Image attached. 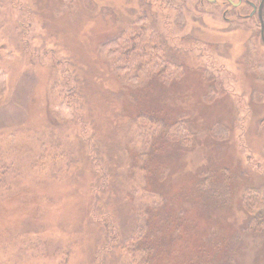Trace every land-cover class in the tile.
Listing matches in <instances>:
<instances>
[{
  "label": "rangeland",
  "instance_id": "rangeland-1",
  "mask_svg": "<svg viewBox=\"0 0 264 264\" xmlns=\"http://www.w3.org/2000/svg\"><path fill=\"white\" fill-rule=\"evenodd\" d=\"M145 3L0 0V199L15 192L10 203L0 201V264H31L28 256L29 261L34 257L36 263L51 264V255L61 246L63 252L67 247L73 252L67 264H88L87 246L95 241L84 222L95 209L91 183L102 191L113 178L116 187H122L118 197H108L114 200L129 202V196L138 197L145 189L188 191L184 208L195 222L187 220L182 227L188 232L195 226L198 233L182 236L188 243L184 252L172 249L162 254L157 249L150 263L197 264L194 257L203 247L213 256L198 264H264V226L258 235L231 237L248 220L243 192L264 182V173L246 165L258 163L264 171V66H259V61L264 63V46L239 34L227 38L201 30L209 39L204 43L213 44L209 52L188 36L197 29L193 16L167 9L164 22L161 10L148 9V14ZM152 59L159 67L179 70L181 77L165 86L155 75L130 87L117 70L129 67L131 78ZM91 69L96 70L94 77ZM215 86L223 87L225 94L207 103L210 89L219 92ZM169 102L174 109L164 106ZM182 111L191 126L184 141L172 129L178 125L179 130ZM141 115L151 117L137 126L142 135V128L157 127V122L162 127L145 149L140 138L125 140ZM218 122L230 131L226 140L207 132ZM94 138L104 142L88 152L85 163L82 150ZM97 155L109 163L112 175ZM207 166L206 186L226 193L222 207L200 189L199 194L191 192ZM163 174L166 181L160 180ZM100 196L106 198L107 193ZM24 199L22 207L15 201ZM196 201V207L189 204ZM10 211L15 212L12 220ZM21 212L28 217L17 225ZM116 217L123 226L124 211ZM23 223L37 240L11 244L16 232L23 236ZM3 229L7 236H2ZM75 240L80 247L72 249ZM39 241L45 246L38 247ZM108 244L107 236L103 246ZM105 252L99 253V260L108 258Z\"/></svg>",
  "mask_w": 264,
  "mask_h": 264
},
{
  "label": "trees",
  "instance_id": "trees-1",
  "mask_svg": "<svg viewBox=\"0 0 264 264\" xmlns=\"http://www.w3.org/2000/svg\"><path fill=\"white\" fill-rule=\"evenodd\" d=\"M28 44L30 45L29 41ZM23 46L25 49L28 48L26 45ZM173 58L174 57L168 59L173 61ZM259 63H260L259 66H264V63H261L260 61ZM36 64L39 67L46 66L45 65L46 63L43 64L36 63ZM257 68L260 69L258 65ZM73 70L75 72L76 68H73ZM109 70L111 71L112 74H114L112 66ZM117 70L121 75H125L124 79L128 80L129 82L128 86L130 87L139 86L145 80H151L153 77H155V75L159 77L160 81H162L165 84V86H167V84H169L173 79L181 77V73L179 70H169L168 66H166V69L163 66L159 67L154 59H152V61L149 62V64L146 65L143 70H140L139 73L136 72L135 74H133L131 78H128V76H130L132 73L129 67L123 66L121 67V69L118 68ZM203 71L206 73L205 70ZM91 72L94 77L96 75V70L91 69ZM3 75L4 73L1 74V76ZM100 78L101 77H99V79ZM51 85L52 83H50V87H52ZM218 89L219 92L217 94L214 92L215 89L209 90L208 94L205 96V101L206 102L208 101L207 103L214 102L217 99L216 98L217 95L225 94L223 87L221 86L217 87L216 91ZM164 106H166L170 110L175 108L172 105V102H169L168 104H164ZM179 114H180V123H181L179 130H178V125L172 126V129L174 135H177L179 131L180 138L182 141H184L188 139V135H190L189 128L191 129V126L189 125L187 119L185 118L186 113L182 111L179 112ZM162 117L167 118L170 117V115H167V117L165 116ZM114 118L116 119V117ZM149 118L151 117L147 115L139 116V118L137 119V122H139V124H135V129L129 133L130 135L129 137L127 135L125 136V140L126 141H128L129 139L136 140L140 138L139 140L142 143H144L143 147L145 149L149 143L148 139L152 138L153 140L154 136L157 135V133L162 128L160 126V123L157 122V127L149 126V128H145V129L142 128L145 134L142 135L143 132L140 130V127L137 126L141 125L140 123L141 121L148 120ZM168 119H172V118H168ZM160 120L162 123L164 122L162 119ZM239 123L240 125L242 124L241 120H239ZM114 124L116 125V121ZM244 124L240 127V129L244 126ZM198 126L199 125L197 124V128ZM207 132L213 138H216L218 140L220 139L226 140V136L229 135L230 131L228 127L224 125V123L218 122L216 124H213V126ZM168 136L171 135L168 133ZM172 137L173 136H171V139ZM103 142L104 141H102L101 139L94 138V142L91 141L87 145V147L82 150V156L84 158L85 163L87 160H89L87 155L88 152L93 148L94 149L97 147L100 148ZM97 157L99 158L98 161L103 164L104 169L109 171L110 174L112 175L111 173L112 168L110 167L109 163H105L103 159L102 161L98 155ZM247 157L249 158V155ZM246 165H248L249 166L248 168H251L252 170L260 171L261 174L264 173V171L262 170L261 166L258 165V163L254 165L248 162L246 163ZM208 167L209 166L203 168L201 173L199 172L198 181L197 183H195L194 180V183L192 184L191 187L193 191L191 190V192L198 193L197 191L199 192L202 191V193L206 197H208L211 201L219 200L220 207H222L223 202H221V200L223 201L225 200L224 196L226 195V193L222 195L221 192L218 190L221 188L218 187L211 188L206 186L207 184L206 176L209 170ZM114 179L115 178H113V180L110 181L111 185L109 182L107 184L106 189L104 187L103 189L105 190L102 191L97 186H94V181H92L91 183V190H92L91 197L94 200L95 209H93L92 211L86 214V220H89V222L86 220H84V222L88 224L86 226V229H88L87 231L89 232L90 237L95 241L97 240V242L91 241L87 246V251L89 252L88 264H152L150 263L151 258L154 256V253L156 252L157 249L160 252L162 251V254L164 251L170 252L172 251V249H175L176 251L179 252L180 251L184 252V248L185 246L188 245V243H187V239L184 240L182 236L188 238L187 233H193V236L194 234L198 233L195 230L196 229L195 226L191 228L194 230L192 231L190 230L188 232H185L182 227L183 223H185L187 220H190V222L193 223L195 222L193 216H188L187 215L188 211L185 210L184 208V206L187 204L186 199H187L188 191L180 192L174 189L171 190L167 189L168 190L167 193L166 192L160 193L145 189L138 197L129 196L128 197L129 202L123 199L114 200L110 198L118 197L116 194L122 190L121 183L116 187V180ZM160 180H164V181L167 180L164 174L161 175ZM135 186L136 185H134L132 189H134ZM210 189L212 191H210ZM103 191L107 193L106 198L100 196V194ZM262 192H264V182L257 187L256 186L247 187L243 192L241 203H242V207L246 211V214L248 215V220L245 224V227L242 228L241 231H234L232 233L231 235L232 239L242 238V237L244 238L250 235V233L258 235V232L264 226L263 224L264 221L260 222L261 220H264V195H262ZM14 194L15 192L9 193L5 197H1L0 201H8L7 203H10L11 200L15 198L13 197ZM25 200L26 199L18 200V201L15 200V201L18 205L22 207L21 202ZM197 202L198 201L189 202V204L191 206L196 207ZM27 207H28V203H27ZM169 207H171L170 212L167 210V208ZM122 208H124L123 211L126 217L124 218L123 221L124 225L120 226L118 224V221L116 220L117 219L116 216L119 213L123 214ZM10 212H11L10 213L11 217H8V220H12V216L15 214V212L13 211ZM27 215H28L27 213L26 215H24L23 212L18 213L16 217L17 225L19 223V220L26 219L28 217ZM24 227H22V231H23V236L21 235L22 238L16 232L11 238V244L13 245L17 244L19 246V241L21 243L23 242V240L28 242L27 240L29 238H33L32 242H35L37 240L35 232L33 230H30L27 225H24ZM9 228L10 227H5L4 229H9ZM4 229L2 236H7L8 231L4 232ZM83 234H84L83 231L82 232L79 231L80 237L83 236ZM107 236L109 239V244L108 246H103V240H105ZM39 242L40 244L37 243L38 247L45 246L44 243L43 245H41L42 244L41 241ZM71 244H72L71 245L72 249H77L80 247V243L78 242V240L71 242ZM110 247L112 248L109 249ZM181 247L183 248L181 249ZM20 248H24L23 250L26 251L27 246H22ZM105 248H108L109 250L108 249L106 250ZM62 250L64 251L63 247L61 246L54 251L53 255H51V264H67V261L69 259L72 260L73 252L70 251L69 247H67L68 252L66 253L63 252ZM101 251H106L104 255H107L108 258L99 260L98 255ZM210 251H208L207 253V250L205 251V249L202 247V251H200V253L194 257L195 261H197V264L201 263L208 257H212L213 254H211L212 251L211 252ZM58 257L60 258L55 260V258ZM27 258H28V262H30L31 264H39L38 262L36 263V258L30 257V261H29V256ZM215 263L216 262L214 261L209 262V264H215Z\"/></svg>",
  "mask_w": 264,
  "mask_h": 264
},
{
  "label": "flooded vegetation",
  "instance_id": "flooded-vegetation-1",
  "mask_svg": "<svg viewBox=\"0 0 264 264\" xmlns=\"http://www.w3.org/2000/svg\"><path fill=\"white\" fill-rule=\"evenodd\" d=\"M153 3L154 7H152ZM155 3L156 0H146L147 13L149 14V10L155 13L152 9L158 7L161 10L158 12L161 13L159 18L164 22L167 18L165 16L167 9L174 10L178 14L193 16L194 27L197 29L191 30L188 36L209 52L214 51L213 44L204 43L209 39L204 38L201 30L218 33L227 38L239 34L247 37L249 42L264 46V0H160L158 6H155ZM205 18L211 21L209 22L211 25ZM165 27L164 23L162 30Z\"/></svg>",
  "mask_w": 264,
  "mask_h": 264
}]
</instances>
